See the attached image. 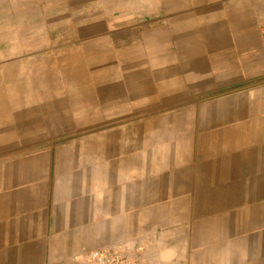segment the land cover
<instances>
[{
	"label": "crops",
	"instance_id": "crops-1",
	"mask_svg": "<svg viewBox=\"0 0 264 264\" xmlns=\"http://www.w3.org/2000/svg\"><path fill=\"white\" fill-rule=\"evenodd\" d=\"M264 0H0V264H264Z\"/></svg>",
	"mask_w": 264,
	"mask_h": 264
},
{
	"label": "built area",
	"instance_id": "built-area-1",
	"mask_svg": "<svg viewBox=\"0 0 264 264\" xmlns=\"http://www.w3.org/2000/svg\"><path fill=\"white\" fill-rule=\"evenodd\" d=\"M264 49V30L262 31ZM143 247L113 246L85 253L79 264H151L143 256Z\"/></svg>",
	"mask_w": 264,
	"mask_h": 264
}]
</instances>
